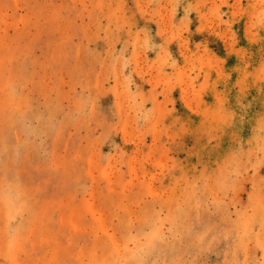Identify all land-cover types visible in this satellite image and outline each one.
Masks as SVG:
<instances>
[{"label": "rangeland", "instance_id": "rangeland-1", "mask_svg": "<svg viewBox=\"0 0 264 264\" xmlns=\"http://www.w3.org/2000/svg\"><path fill=\"white\" fill-rule=\"evenodd\" d=\"M0 264H264V0H0Z\"/></svg>", "mask_w": 264, "mask_h": 264}]
</instances>
